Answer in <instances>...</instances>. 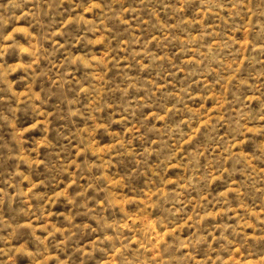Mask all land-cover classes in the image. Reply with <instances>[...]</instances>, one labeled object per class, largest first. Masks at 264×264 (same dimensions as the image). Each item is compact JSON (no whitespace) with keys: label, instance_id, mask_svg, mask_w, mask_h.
I'll return each mask as SVG.
<instances>
[{"label":"rangeland","instance_id":"374dc122","mask_svg":"<svg viewBox=\"0 0 264 264\" xmlns=\"http://www.w3.org/2000/svg\"><path fill=\"white\" fill-rule=\"evenodd\" d=\"M0 264H264V0H0Z\"/></svg>","mask_w":264,"mask_h":264}]
</instances>
